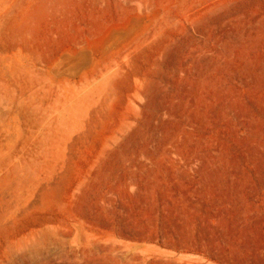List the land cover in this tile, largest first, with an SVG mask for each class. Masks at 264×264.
Wrapping results in <instances>:
<instances>
[{
	"label": "rangeland",
	"instance_id": "obj_1",
	"mask_svg": "<svg viewBox=\"0 0 264 264\" xmlns=\"http://www.w3.org/2000/svg\"><path fill=\"white\" fill-rule=\"evenodd\" d=\"M0 264H264V0H0Z\"/></svg>",
	"mask_w": 264,
	"mask_h": 264
}]
</instances>
